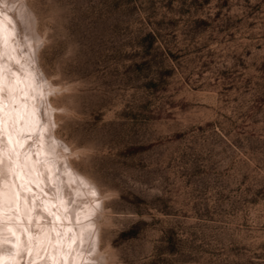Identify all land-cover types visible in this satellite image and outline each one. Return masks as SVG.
<instances>
[{"label":"rangeland","instance_id":"1","mask_svg":"<svg viewBox=\"0 0 264 264\" xmlns=\"http://www.w3.org/2000/svg\"><path fill=\"white\" fill-rule=\"evenodd\" d=\"M26 1L105 263L264 264V0Z\"/></svg>","mask_w":264,"mask_h":264},{"label":"bare ground","instance_id":"2","mask_svg":"<svg viewBox=\"0 0 264 264\" xmlns=\"http://www.w3.org/2000/svg\"><path fill=\"white\" fill-rule=\"evenodd\" d=\"M36 24L26 0H0V264H106L103 197L55 135Z\"/></svg>","mask_w":264,"mask_h":264}]
</instances>
